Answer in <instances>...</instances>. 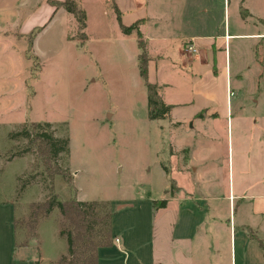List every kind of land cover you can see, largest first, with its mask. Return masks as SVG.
Instances as JSON below:
<instances>
[{"label":"crops","instance_id":"0c3cea01","mask_svg":"<svg viewBox=\"0 0 264 264\" xmlns=\"http://www.w3.org/2000/svg\"><path fill=\"white\" fill-rule=\"evenodd\" d=\"M229 1L225 7L221 0L222 18L212 20L207 13L217 4L206 8L208 4L200 3L201 11L189 4L185 16V0L168 6L161 2L164 10H181L170 17L149 15L145 0L138 4L144 5L138 14L132 12L135 0H111L122 25L141 19L149 56L147 79L160 86L170 111L175 106L183 109L174 117L169 111L163 118L167 127L189 126L169 132L168 165L160 162L165 182L146 198L148 222L121 228L111 216L110 238L95 250L96 264H264V58L257 54L264 30L255 28V20L262 17L249 7V0H232L236 10L231 14ZM45 3L48 18L26 13L24 27L17 32L42 27L60 8ZM187 39L193 40L196 55L182 53ZM156 45L157 53H149ZM231 50L236 53L233 61ZM244 51L250 56L244 58ZM218 142L223 143L224 156ZM207 162L213 170H205ZM160 199L165 205L155 208L152 202ZM55 213L56 207L31 222L30 232L23 230L19 240L12 215L0 259L11 264H64L65 257L67 262V240L59 233Z\"/></svg>","mask_w":264,"mask_h":264},{"label":"rangeland","instance_id":"374dc122","mask_svg":"<svg viewBox=\"0 0 264 264\" xmlns=\"http://www.w3.org/2000/svg\"><path fill=\"white\" fill-rule=\"evenodd\" d=\"M75 1L86 13L83 32L87 38L82 40L74 17L62 7L42 27L20 34L17 31L24 27L26 13L38 12L48 18L47 3L0 0V30L4 32L0 33V252L12 215L19 240L23 230H31L29 203L42 201L48 192L67 201L95 202L91 211L97 217L111 210L115 227H144L150 210L146 198L165 182L160 162L168 165L169 132H183L189 126V122L182 123L175 129L173 124L169 129L166 119L151 120L146 115V88L136 66L137 42L134 34L120 33L111 0ZM180 1L145 0L144 7L138 5L141 0H135L132 12L138 14L144 7L149 15L172 17L181 10H164L159 4ZM185 1V16L189 4L201 11L199 4L203 3L209 5L206 8L217 4L207 14L212 20L222 18L221 0ZM231 1L230 14L236 10ZM248 2L262 17V21L255 20V28L264 30V0ZM157 31L152 29L151 34ZM260 44L257 54L264 58V42ZM148 49L157 53L159 48ZM231 52L233 61L236 53ZM243 54L244 58L250 56L247 51ZM181 111V106L172 107L171 117L180 116ZM25 121H47L49 133L67 140V153L57 154L55 161L70 174L71 183L60 174L49 176L51 168H46L44 153L36 143L20 136L9 138ZM218 143L224 156L223 143ZM211 164L204 165L206 171L213 170ZM223 171H219L221 176ZM53 216L61 229L75 230L76 224L60 212ZM96 230L98 225H94L93 232L98 233ZM2 259L0 264H11Z\"/></svg>","mask_w":264,"mask_h":264},{"label":"trees","instance_id":"16d2710c","mask_svg":"<svg viewBox=\"0 0 264 264\" xmlns=\"http://www.w3.org/2000/svg\"><path fill=\"white\" fill-rule=\"evenodd\" d=\"M48 2L54 6V8L62 7L68 13H71L76 22L77 32L79 33V37H81L80 39L86 37L83 32L86 13L80 6H77L75 0H48ZM111 7L116 14L117 23L122 34L133 33L137 41V48L139 50L137 54V70L146 88V115L151 120L167 118L169 116L170 106L161 99L159 93L160 86L149 82L147 79L146 64L149 56L146 52L145 40H143L140 31L139 24L141 23V19L128 25H122L119 21L120 11H118L112 2ZM244 13L243 11L241 16H243ZM27 124L28 123L22 124L21 128L12 132L9 138L20 136L29 139L31 143H36L40 151L44 153L43 163L47 164V169L51 168L49 176L52 177L53 174H60L61 176L63 175L67 184L71 183L72 177L70 174H67L66 171H62L55 161L57 160L55 158L57 154L62 153L65 155L67 153V140L64 137L53 136L49 133L47 129L51 124L48 122H30L28 126L31 127V130L27 129ZM92 205H96V203L93 201H77L75 199L67 201L61 199L59 195L54 192H48V195L42 201L38 203L32 202L28 205V208L31 210L30 215L32 214L33 216L30 223L34 222L39 217L48 215L50 211L56 207L59 212L68 219V222L76 224L74 231L71 229L63 230L61 228L59 230V233L66 237L67 249L69 252L67 262L65 257L61 258L64 264H96L97 255L95 250L109 241L112 216L111 210L97 217L92 214L91 209L94 207ZM152 205H154L155 208L163 207L165 205V200L160 199L158 201H153ZM15 224L16 220L14 221V227ZM94 225H98V231L96 230L98 233L93 232Z\"/></svg>","mask_w":264,"mask_h":264},{"label":"built area","instance_id":"2783aa9c","mask_svg":"<svg viewBox=\"0 0 264 264\" xmlns=\"http://www.w3.org/2000/svg\"><path fill=\"white\" fill-rule=\"evenodd\" d=\"M182 53L189 54V55H196L197 54V48L195 44L193 43L192 39H187L182 44Z\"/></svg>","mask_w":264,"mask_h":264}]
</instances>
